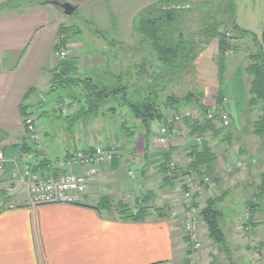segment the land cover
Returning <instances> with one entry per match:
<instances>
[{
    "label": "crops",
    "instance_id": "0c3cea01",
    "mask_svg": "<svg viewBox=\"0 0 264 264\" xmlns=\"http://www.w3.org/2000/svg\"><path fill=\"white\" fill-rule=\"evenodd\" d=\"M0 1L14 3L23 0ZM53 1L71 4L75 7L73 14L77 13L84 21L87 15L91 14L92 17L94 12H100L101 8L97 7H103L101 3L97 6L98 0H37L39 3L25 6L18 4L17 7H6L7 9L2 8L3 4L0 3V152L3 162L0 191L5 194L0 198V264H249L246 257L250 252H254L251 264H262L264 240L261 239L260 233L256 232V223L260 220L253 217L259 209L250 213L249 224L244 222L242 213V207L247 206L255 191L246 188L243 177H238L235 173V176L231 177L230 172L224 179V187L220 190L222 192L217 190L219 195L221 193L224 197L218 198L216 206L219 213L218 226L226 240V250L223 251L213 244L207 231H204V239L210 248H204L199 253L190 251L178 223L179 219L174 218L177 207L172 206L176 197L173 188L175 180H166V165H163L167 155L168 160L172 158L178 162L184 159L185 150L191 154L193 151H201L195 146L192 131L185 126L170 131L171 146L167 154H163L159 146H156L157 128L160 123L152 125L147 140L144 139L141 126L133 118L135 135L129 134L127 128L130 126L126 125L127 121L121 126L118 123L119 127L112 128L110 124L109 127L104 126V133L117 129L126 144L115 146L116 151L110 165L103 166L95 180L88 183L84 194L85 205H29L26 188L28 179L23 182V175H17L16 178L11 176L17 168L28 164L31 167L29 177L55 176L56 164L70 159L73 151H93L98 145L103 146L98 142L94 145L96 136L101 133L100 130L96 131L97 125L80 119L83 126L75 136L72 133L70 141L65 143L61 160L55 163L48 161L42 152L43 149L34 155L33 160L24 158L30 153L24 151L21 144L22 116L26 110H37L39 113L38 115L35 111L42 143L45 138L55 137L45 122L50 113L46 109L47 106L51 112L55 108L51 107V104H43L41 96L48 94L51 85L50 72L55 68L54 46L58 41L59 26H64L65 21H70L73 14L69 17L63 16L62 10L49 4ZM75 37L77 35L68 39L67 48ZM68 49L72 50V47ZM250 56L246 58L249 63L240 68L235 66L226 79V85H229V80L235 77L234 75L243 79L246 102L250 99L251 78L245 73L252 62ZM212 59L213 54L210 56L211 64ZM74 60L78 69L79 61ZM229 89L232 95L228 93L223 102L232 100L234 96L235 91ZM73 105L78 104L74 102ZM77 108L80 109V105ZM122 109L120 106V118L128 115L127 111ZM106 110H109L106 117L99 112L89 120L99 117L106 122L109 115L116 114L115 109ZM163 113L165 116V112ZM224 113L232 121L231 115L226 111ZM91 131L94 137L88 140L85 136ZM138 135L141 136V143L135 138ZM227 137L222 138L219 132L209 130L201 133L203 146L209 151L205 160L208 161L210 157L214 160L206 168L207 172L200 166V173L207 175L216 167H224L229 155L247 157L244 145L237 149L233 146L236 143L230 144ZM233 141L235 140L232 138ZM105 142L104 150H108L111 145L107 139ZM180 146L183 147L182 152L175 151ZM178 168L180 171V167ZM71 171L75 175L82 174V170L77 167ZM129 172L133 173L131 177ZM202 192H198L194 198V205L200 210L205 207L208 199L218 197ZM233 196L242 199L241 204H238L240 208L236 212H225L224 203L226 208L233 204ZM229 199L231 201L226 202ZM137 209H142L144 219L125 218L126 210L132 214L134 210L136 214ZM165 210L170 212L172 217L165 216Z\"/></svg>",
    "mask_w": 264,
    "mask_h": 264
},
{
    "label": "rangeland",
    "instance_id": "374dc122",
    "mask_svg": "<svg viewBox=\"0 0 264 264\" xmlns=\"http://www.w3.org/2000/svg\"><path fill=\"white\" fill-rule=\"evenodd\" d=\"M161 1L166 0H98L96 2L97 6L99 3L103 5V7H97L101 8L99 13L94 12L95 14L92 17L91 14L87 15L85 21L81 19L77 13H75L71 16V20L69 19L70 21H65L66 23L63 25L71 28V34H75V32L77 34V30H79V34H77V37L74 38L73 42L69 43V47H72V50H69V47L63 48L68 52L69 59H77L79 61L80 65L78 66L76 77L82 81L90 78L94 82L98 81L107 84H113L114 82L118 83V81H115V78L109 77L108 73H110V75L117 77L123 76V84H126L129 80L130 85L135 83L137 88H141L144 84H139L138 82H136V80L141 79L142 81H148V77L151 74L160 72V70H154L153 68L154 57L149 44L134 31V28L139 16L144 11L150 10ZM171 1L179 2L182 6H191L192 10L195 11V13L188 15V18L191 20L194 15L196 16V12L201 13L202 17L210 16L217 19L221 23V29L223 31H226L228 37L231 38L229 39V43L232 44V49L229 51V53H227L228 59L225 64L226 68L223 75L224 82L222 84L219 81V73L217 72L214 59L212 61V64L210 62L211 54H213V58H215L216 51V41H212L207 47H205L206 49L204 51L199 53L197 61L195 65L192 66L190 72L186 73V75L184 74L178 76L177 80L172 82V84L163 94L164 96L174 94L178 98L183 97L188 93H193L194 95L202 94L203 98L201 100V103L208 109V113L206 114V116L209 114H226L224 113V111L228 112L231 115L232 121L230 119V124L226 129L221 128L218 123L213 121L216 130H218L217 128L221 129L220 136L222 138H224V136H228L227 138H229V143L233 145L235 142L236 144H234L233 146H235L237 149L240 145H244L245 149L247 150V157L238 158L235 155L234 157H230L229 155V158L227 157L226 159L224 167H216L217 169L215 168V170L213 169L212 172L208 173L206 176L209 180H211V182H213V188L208 189L207 187H204L202 188L203 192L202 190L201 192L204 193L205 191V195L210 194L218 196L217 199L220 197L223 198L224 196H222L221 193L219 195V192H217V190L220 191L223 189V184L225 183L224 179L229 173L227 171V168L237 160L242 161L243 168L232 170L229 174L231 177L235 175H237L238 177H243L246 183V188L251 189L253 192V190L255 191L256 186L260 184V175L262 174V172H264V140L257 137L254 133L255 123L259 119H264V102H254L253 105L252 103L250 104V99L246 102L247 99L245 98L244 85L242 82L243 79H241L238 75H234L235 77H231L232 79L229 80V85H226V79L229 76V72L233 71L235 66L238 65V68H240L244 64L249 63V61H247L246 59L248 56L259 54L258 41H260V36L264 30V0ZM0 3L3 4L1 5L2 8H9L11 6L10 4H12V1H0ZM111 18L114 19L111 20ZM232 22L236 24L240 31L249 34H245L241 37V33H235L231 26ZM77 23L78 25H76ZM187 25L189 27H192L191 24ZM74 34L71 36H74ZM57 63L58 62L55 60V66ZM141 63H143L144 65V72L147 73L146 75L139 73ZM51 76L53 77V74H51ZM107 76L110 80L107 78ZM235 86L236 88H234ZM51 87L48 88L47 95L44 94L43 96H41V101L43 104H51V107L53 106L55 108V110L51 112L50 107L48 109L47 106L46 109L50 113L49 117L45 120V122L48 124V127H50V129L54 132L55 137L51 139L45 138V141L42 143V152H44L45 157L48 161L55 163L56 161L63 158L64 147L66 146L65 143L70 141L72 133H74L73 135L75 136L77 134V131L83 126L78 117L82 116L83 122H85V114L82 115L81 113H76L77 110L79 111V109L77 108L78 105H73L74 100L69 97L72 94H74L75 96L81 94V90L79 87H76L72 90H54L53 87ZM229 88H232V92L235 91L232 100H227L226 102L222 103V106H217L216 100L218 93L221 92L224 97H226L228 93L232 95V93L229 91ZM118 102L119 99H111L107 104L101 107V110L99 112L101 115H105V117L109 113V110L106 109H115L116 114L111 116L109 115L108 121L105 122L99 117H97V119L94 118L91 120H87V123L93 122L94 124H96V131L100 130L99 132H101L96 136L94 145H97L99 143L104 146L106 143V139L108 140V144L110 143V147H120L121 144H126V141L123 140L121 135L117 132V129H114V131H105V133L103 132L105 130L104 126H108V124H110V126H112L113 128L118 126V123L121 126L122 124H126L127 121L128 124L126 125L130 126L129 128H127L129 134L132 133L135 135V128L133 127V123L135 121L129 114H126L125 117L122 116L120 118L121 111L119 110L120 106ZM183 109L191 110L193 112H196L197 114L201 113L197 110V107H195L194 109L193 106L184 107L180 110ZM122 110L125 111L124 109ZM163 111L165 112L166 117H169L173 113L172 110L163 109ZM204 117L205 116L202 114L200 117V119L202 120L200 121L203 122ZM202 122H198L197 124H201ZM101 123L107 124L103 125ZM136 123L139 124L138 122ZM158 124L159 123H155V125ZM102 126L104 128H101ZM182 126H185L189 130H191L190 126H188L187 124L184 125L183 123L175 124L171 129H175L177 127L180 129V127ZM92 135L93 132L91 131L85 137L89 138L88 140H91L94 137H92ZM197 136L201 138V135L197 134ZM126 137L128 138V136ZM135 138L138 139V143H141L142 140L140 139V135L135 136ZM232 138L235 141L232 142ZM103 146L98 145L99 148L105 149ZM156 146L158 147V145ZM182 148L183 147L180 146L175 151L182 152ZM198 149L201 150L202 146ZM186 152L188 151H183L184 156H186ZM178 158L180 157L178 156ZM169 161L174 162L177 167H180V173H177L178 177L175 178L174 182L175 185L173 188L176 197L172 206L177 205V207L175 208L176 215L174 216V218L179 219L178 223L181 226L180 204L182 190L184 187L181 185L182 182L180 183V180L178 179L183 177V173L185 171L192 169L191 166L194 163L193 161L191 162L186 159L176 162L177 160L175 161L174 159L170 158ZM216 182L220 184H218L219 189H217ZM4 195L5 194L0 191V198ZM231 198L233 204H230L227 207L228 209L226 208V204L224 203L223 210L225 212H232L233 210L236 212L240 208L238 204H241L242 199L238 196H233ZM230 201L231 199L227 200L226 202ZM246 205L247 206L242 207V213L244 222L249 224L251 220L250 213L252 212V210L250 209V207H248V203ZM262 207V210L253 214V217L256 220L258 218V220H260V222L256 223L258 228L256 229V232H259L260 236L262 237L261 239L264 240V200L262 202ZM132 209L134 208H131V210ZM198 211L200 213V209ZM163 212L165 216L172 217V215L169 214L170 212H167L166 210ZM198 216L202 228L200 229V235L202 236L203 247L198 252H194L189 248L193 253H199L203 251L204 248H210V245L207 246L206 240L204 239L203 234L204 231H206V228L202 221V216ZM242 230H244L243 227ZM253 257L254 252H250L246 257L247 263L251 264V262L253 261ZM223 264L226 263L223 262ZM262 264H264V259Z\"/></svg>",
    "mask_w": 264,
    "mask_h": 264
},
{
    "label": "trees",
    "instance_id": "16d2710c",
    "mask_svg": "<svg viewBox=\"0 0 264 264\" xmlns=\"http://www.w3.org/2000/svg\"><path fill=\"white\" fill-rule=\"evenodd\" d=\"M32 3H39L37 0H26L21 2H14L10 4L9 8L15 7L18 4L28 5ZM16 6V7H17ZM233 7V6H232ZM195 13L189 5L182 6L179 2L166 0L161 1L152 7L150 10L144 11L138 18L134 31L147 41L154 57V70L158 69L160 72L153 73L148 77V81L136 80L139 84H144L143 87L137 88L135 83L123 84L122 77L110 75V78H115L112 83L94 82L88 78L80 80L76 77L77 66L74 59H67L65 61H57L54 70L50 73V87L54 90L61 89H75L79 87L81 94L75 96L72 94L71 99L80 105L79 113L85 114V121L91 117L97 116L101 107L108 103L111 99H119V106L125 109L127 113L137 121L143 132L144 139L149 138L151 127L154 123L162 122L165 110L178 111L181 108L193 106L194 109L201 112L204 116L208 113V109L201 103L202 94L194 95L188 93L183 97L178 98L174 94L164 96V92L176 81L178 76L186 75L195 65L199 53L204 51L212 41H216L215 51V66L219 73V81L224 82L223 75L225 73V64L228 59L229 51L232 49V44L229 43L228 34L221 28V23L213 17H202L201 13L196 12V16L191 19L188 15ZM187 24H191L189 27ZM232 29L235 33H241V37L246 32H242L235 23H231ZM191 28V29H190ZM79 34V30H77ZM74 34V33H73ZM71 28L59 26L57 32V44L54 50L66 48L68 39L71 37ZM76 34V32H75ZM74 34V35H75ZM76 34V35H77ZM75 35V36H76ZM256 40V39H255ZM257 42V41H256ZM259 54H256L250 59L251 65L246 68V75L251 78L250 81V104L254 102H264V30L258 41ZM212 59V61H213ZM139 68V67H136ZM139 73L146 75L144 72L143 63L140 64ZM53 74V77L51 76ZM107 76V78L109 79ZM110 80V79H109ZM168 85V86H167ZM51 87V88H52ZM82 95V96H81ZM76 100V101H75ZM224 96L221 92L217 95L216 104L222 106ZM72 104V102H71ZM114 108H111V110ZM219 115V114H218ZM78 119H83L79 116ZM254 133L257 137L264 140V119H259L254 125ZM216 130L214 123L206 120L201 124H196L191 127V135H201L204 131L221 132L220 128ZM172 129H170L171 131ZM24 151H30L27 146L22 147ZM31 152V151H30ZM40 151L34 154H39ZM194 166L196 172L199 174V167L208 168L209 164L214 160L209 156V151L202 145L199 153L193 151ZM169 155L163 165H166ZM206 159V160H205ZM165 170L164 166H162ZM166 172V171H165ZM207 172V169H206ZM264 199V174L260 176V184L256 186L253 198L248 203V207L253 211L256 209L262 210V202ZM218 199H208L205 207L200 210L202 221L205 225L209 240L220 247L223 251L226 250V240L218 226V211L216 206ZM125 218L130 219H144V212L142 209H137L136 214L124 212ZM141 215V216H140Z\"/></svg>",
    "mask_w": 264,
    "mask_h": 264
},
{
    "label": "built area",
    "instance_id": "2783aa9c",
    "mask_svg": "<svg viewBox=\"0 0 264 264\" xmlns=\"http://www.w3.org/2000/svg\"><path fill=\"white\" fill-rule=\"evenodd\" d=\"M54 58L59 62L65 61L69 58V54L65 49L60 48L54 50ZM201 115V113L197 114L191 110L183 109L173 111L169 117L165 116L157 128L156 140L160 150L164 154L170 152V129L175 124L183 123L192 127L198 122H202L200 121L202 120L200 119ZM205 119L218 123L224 129L228 128L230 124V118L226 114H209L205 116ZM36 122L37 113L34 110H26L22 116L23 135L21 141L22 147L27 146L31 151L25 155L24 158L26 160H33L34 153L43 149ZM192 139L197 148L202 146V139L197 134H193ZM115 149V147H110L108 150L96 147L93 151L77 149L73 151L70 159L56 164L57 174L55 176L40 178V176L35 175L29 177L31 167L28 164H23V167L17 168L11 176L16 178L17 175H23V182L28 179L26 182L28 203L32 207L40 205L84 206V194L88 183L95 180L103 166L110 165L116 151ZM185 154L184 159L191 162L194 160L189 151ZM242 166V161L237 160L228 166L227 171L243 168ZM74 167L81 169L82 174H73L71 170ZM1 171H3V162L0 152ZM177 173H179L177 165L172 161H168L166 163L165 178L173 181L177 178ZM132 175L133 173L129 172V176L131 177ZM178 180H180V183L182 182L181 185L184 187L180 204L181 229L189 248L194 252H198L203 247V240L200 235V229H202L198 216L200 213L199 209L194 205V198L202 188L212 189L213 182L206 175L197 173L195 168L185 171L183 177ZM133 214H135L134 210Z\"/></svg>",
    "mask_w": 264,
    "mask_h": 264
},
{
    "label": "water",
    "instance_id": "95a60500",
    "mask_svg": "<svg viewBox=\"0 0 264 264\" xmlns=\"http://www.w3.org/2000/svg\"><path fill=\"white\" fill-rule=\"evenodd\" d=\"M49 4L62 10L63 16L65 17L71 16L75 11V7L68 3H60L57 1H53V2H49Z\"/></svg>",
    "mask_w": 264,
    "mask_h": 264
}]
</instances>
